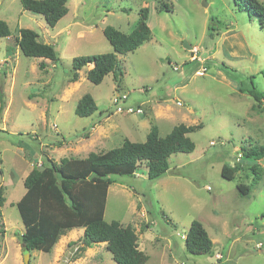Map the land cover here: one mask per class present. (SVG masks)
I'll use <instances>...</instances> for the list:
<instances>
[{
    "label": "rangeland",
    "instance_id": "374dc122",
    "mask_svg": "<svg viewBox=\"0 0 264 264\" xmlns=\"http://www.w3.org/2000/svg\"><path fill=\"white\" fill-rule=\"evenodd\" d=\"M258 1L264 6V0ZM161 4L169 10H160ZM67 8V15L51 28L42 16L23 10L19 0H0V20L11 31L0 38V92L5 100L0 119L5 199L0 264H24L18 240L24 226L15 204L25 192V177L33 167H42L45 157L57 164L64 158H84L118 148L124 139L143 142L152 127L165 137L179 124H201L188 134L194 151L171 155L169 172L158 179L149 180L144 168L139 170L144 179L111 176L104 220L136 226L148 258L144 264H264V160L256 161L263 171L254 181L248 168L255 162L243 159L241 152L264 144V101L257 104L249 94L254 86L264 95V27L258 19L239 0H68ZM143 8L151 38L135 51L117 55L118 82L109 73L95 85L86 78L87 67L70 82L72 59L112 52L102 30L112 26L130 33ZM22 28L52 44L58 61L24 56L17 46ZM209 28L214 36L210 40ZM226 32L238 34L225 48L236 57L223 55L228 34L220 35ZM214 50L220 52L215 60H206L213 62L206 72L193 74L200 65L190 61L191 53L205 58ZM180 83L184 85L175 88ZM86 94L97 110L78 117L75 107ZM118 94L127 100L115 104ZM158 105L165 115L156 116ZM128 106L140 107L142 114L116 113L117 107ZM233 163L243 172L233 181L224 179L222 166ZM169 175L172 180H166ZM237 184L250 186V193L240 194ZM192 221L200 222L212 240L211 255L187 252L184 240ZM81 247V239L61 247L58 241L50 253L31 252L28 264H116L103 243Z\"/></svg>",
    "mask_w": 264,
    "mask_h": 264
},
{
    "label": "trees",
    "instance_id": "16d2710c",
    "mask_svg": "<svg viewBox=\"0 0 264 264\" xmlns=\"http://www.w3.org/2000/svg\"><path fill=\"white\" fill-rule=\"evenodd\" d=\"M22 9L43 17L46 24L53 28L68 13V0H19ZM243 3L248 15L258 19L264 27V6L258 0H239ZM169 10L161 4L160 10ZM140 20L133 30L125 34L112 26H106L102 33L112 46L113 51L102 54L78 56L72 59L70 82H76L79 71H86V78L93 84H100L109 73L115 75L117 55L135 51L151 38V31L146 23L148 10H139ZM209 33L206 39L214 36ZM11 35L6 22L0 20V38ZM39 35L31 29H19L17 46L20 52L30 58L47 59L52 64L58 61L52 44L40 43ZM210 60V59H209ZM195 61V60H194ZM212 62V61H211ZM213 63V62H212ZM211 63V64H212ZM205 68L208 64L204 62ZM227 69L224 64L219 65ZM40 69L45 63H40ZM207 69V68H206ZM220 69V68H219ZM221 70V69H220ZM222 71V70H221ZM249 92L259 104L264 95ZM5 109V100L0 92V119ZM97 110L94 99L86 94L75 107L78 117H89ZM201 128V124L186 126L179 124L165 136L160 137L156 127H152L143 142H132L124 139L122 145L105 152H90L84 158H64L59 164L45 157L42 167H33L23 181L25 193L16 202L18 214L24 226L23 233L18 235L24 252L33 251L50 253L59 239L73 229H83L81 237L83 250L86 247L103 243L116 264H144L145 253L138 248L137 234L133 226H123L117 221L107 223L104 210L109 186L114 183L111 176H132L141 168L146 171L149 180L158 179L169 172L168 159L177 153H191L195 144L188 134ZM60 143H58L59 145ZM242 158L255 163L248 170L256 181L262 175V167L256 163L264 160V144L260 147L241 149ZM243 172L241 165L224 164L221 176L233 181ZM240 194L248 195L250 186L237 184ZM4 192L0 187V216ZM164 216V215H163ZM0 233L4 230L0 228ZM184 245L187 252L194 255H211L213 242L198 221H192L185 234Z\"/></svg>",
    "mask_w": 264,
    "mask_h": 264
},
{
    "label": "crops",
    "instance_id": "0c3cea01",
    "mask_svg": "<svg viewBox=\"0 0 264 264\" xmlns=\"http://www.w3.org/2000/svg\"><path fill=\"white\" fill-rule=\"evenodd\" d=\"M228 33H230V32H226V33H221V35L220 36H222V35H225V34H228ZM238 34H235V35H232V36H230V34H228L227 35V37L226 36H224L223 37V55L224 56H231V58H233V57H236L237 56V54H235V53H233V52H231V51H225V48H227V44H226V42L227 41H230V39H232V38H234V37H236ZM241 40H243V39H241ZM217 43V42H216ZM193 48V47H192ZM191 48V49H192ZM228 49V48H227ZM216 51L217 50H214V52L211 54V55H207L205 58H201V57H199V53L197 52V51H194V52H192L191 54H195V56H196V59H194V60H192L191 59V57H190V61H194V62H197L198 63V66L201 68V67H205V64H204V61H206V60H215V57H214V54L216 53ZM217 52H220V51H217ZM198 53V54H197ZM198 66H196V67H198ZM199 68V69H200ZM89 68H87V70H88ZM198 68L195 70V71H193V74H197V71L199 70ZM219 73L218 74H220V72L221 71H218ZM223 81L228 85V84H230V82L229 81H227L225 78L223 79ZM181 84L182 83H180L179 85L180 86H176L175 88H179V87H181ZM184 84H182V86H183ZM151 109V108H150ZM165 108L164 107H162L161 105H158L157 107H156V116L157 117H159V116H162V115H165ZM141 169H143V168H141ZM139 172V171H138ZM138 172H136L134 175H132V177H135V178H138V179H144L145 177H144V173H143V170H142V172L140 171L139 173ZM171 178H173L172 176H171ZM170 178V175H169V178L168 179H166V180H172ZM25 193V192H24ZM23 196V195H22ZM21 196V197H22ZM123 225V224H122ZM127 225H131V224H127ZM123 226H126V225H123ZM131 226H133L134 227V229L136 228V226L135 225H131ZM137 229V228H136ZM135 229V231H136V234H137V230ZM82 235H83V229H73V230H71V231H69V232H67L66 233V235H63L60 239H59V246L61 247L65 242H67L68 240L69 241H74V240H77V239H81V237H82ZM137 244H138V248H139V250H141V251H143V249H145V246L143 245V244H141L142 242H141V240H140V237H138V234H137ZM142 239H143V237H142ZM103 246H105L104 244H103Z\"/></svg>",
    "mask_w": 264,
    "mask_h": 264
},
{
    "label": "built area",
    "instance_id": "2783aa9c",
    "mask_svg": "<svg viewBox=\"0 0 264 264\" xmlns=\"http://www.w3.org/2000/svg\"><path fill=\"white\" fill-rule=\"evenodd\" d=\"M192 60L196 59V56L195 54L191 57ZM204 72H206V68L205 67H201L198 71H197V74L198 75H202ZM119 100H127V97L126 95H116L114 97V100L113 102L115 104H117L119 102ZM177 105H181L179 102L177 103ZM116 113H124V114H136V115H140L142 114V110L140 109V107H132V106H128V107H125V108H122V107H117L116 108ZM211 144H214L211 142ZM240 158V156L237 154V160ZM181 238H184L183 235H181ZM217 258H220V256H217Z\"/></svg>",
    "mask_w": 264,
    "mask_h": 264
},
{
    "label": "water",
    "instance_id": "95a60500",
    "mask_svg": "<svg viewBox=\"0 0 264 264\" xmlns=\"http://www.w3.org/2000/svg\"><path fill=\"white\" fill-rule=\"evenodd\" d=\"M39 42L40 43H43V41L41 39H39ZM184 48L187 49V50H190L191 49V46H189L187 44H184ZM28 258H29V253L28 252H25V255H24V264H28Z\"/></svg>",
    "mask_w": 264,
    "mask_h": 264
}]
</instances>
